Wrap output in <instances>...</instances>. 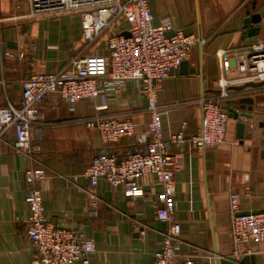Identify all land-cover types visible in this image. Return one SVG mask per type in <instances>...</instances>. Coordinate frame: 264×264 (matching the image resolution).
Masks as SVG:
<instances>
[{
    "label": "crops",
    "instance_id": "1",
    "mask_svg": "<svg viewBox=\"0 0 264 264\" xmlns=\"http://www.w3.org/2000/svg\"><path fill=\"white\" fill-rule=\"evenodd\" d=\"M253 0H150L152 26L169 24L176 30L201 40L192 51L188 68L194 74L181 75L179 69L161 84L157 101L164 107L162 137L176 134L182 124L185 142L172 146L169 154L177 163L175 174L174 221L180 226L179 260L195 264H219L234 257L230 233L228 195H239L241 213L264 210V83L241 92L229 89L228 110L251 114L246 120L244 138H236V123L228 119L224 143L203 152L192 149L188 139L200 124V110L193 102L217 93L221 66L216 54L250 43L264 41V17L254 25L257 35L243 37L242 21L246 11L264 14V0L256 8H246ZM114 26L85 48L77 15L39 14L29 17L26 0H0V109L7 102L21 103L24 84L38 73L60 71L76 55L105 53L108 37L123 31ZM11 44L1 53V46ZM20 53L25 54L19 59ZM9 54L10 56H5ZM249 97L253 111L233 104ZM103 112L129 118L135 128L133 137L115 145L103 144L95 129L81 120ZM146 102L136 83L124 82L116 91L103 90L96 100H82L69 110L56 95H50L40 109L43 124L40 152L33 160L12 149V130L0 140V264H31L35 249L26 235L28 207L23 172L32 167L45 169V179L36 184L41 192L46 215L55 225L77 230L90 238L94 252L89 264H152L160 249L166 226L156 218L157 198L161 188L153 176L138 181L143 194L129 199L122 189H112L104 180L96 187L98 215H88V181L82 177L99 153H113L118 158L136 145V137L146 131L149 115ZM241 120V119H240ZM250 251L251 254H245ZM236 264H264V242H248Z\"/></svg>",
    "mask_w": 264,
    "mask_h": 264
},
{
    "label": "built area",
    "instance_id": "2",
    "mask_svg": "<svg viewBox=\"0 0 264 264\" xmlns=\"http://www.w3.org/2000/svg\"><path fill=\"white\" fill-rule=\"evenodd\" d=\"M150 0H26L29 17L39 14L77 15L85 48L93 45L107 30L123 26L122 32L111 35L101 55H76L58 72L38 73L24 84L21 103L15 107L7 102L0 109V140L12 130V149L30 160L39 154V139L43 126L40 109L50 95L65 102L69 110L82 100H96L103 90L116 91L124 82L133 81L146 102L149 115L146 131L136 137V145L129 147L120 158L113 153H99L83 172L89 183L88 215L96 218L99 199L96 187L104 180L112 189H122L126 198L142 196L138 181L153 176L161 193L157 198L156 218L165 224L160 249L152 264H195L191 259L179 260L180 226L174 221L175 174L178 166L169 154L172 146L179 147L184 138L185 124L169 140L162 137L164 107L157 101L161 84L188 61L201 40L180 30L172 36L169 24L152 26ZM5 56H10L6 54ZM221 72L217 93L201 97L193 103L200 110L201 119L196 133L188 142L193 150L203 152L225 141L228 122L229 89L248 83H264V41H258L216 54ZM19 59L25 54L20 53ZM3 79L0 76V85ZM105 105L95 106L91 116L83 118L85 126L95 129L105 145H115L133 137L135 126L129 118H119L103 112ZM28 207L26 235L36 256L31 264H89L94 252L92 240L77 230L55 225L46 215L41 192L36 184L45 179V169L29 167L24 170ZM239 195H228L230 233L237 261L244 254L248 242H264V213L241 215ZM245 254L250 255L247 251Z\"/></svg>",
    "mask_w": 264,
    "mask_h": 264
},
{
    "label": "water",
    "instance_id": "3",
    "mask_svg": "<svg viewBox=\"0 0 264 264\" xmlns=\"http://www.w3.org/2000/svg\"><path fill=\"white\" fill-rule=\"evenodd\" d=\"M256 8V0H253V5H252V10L254 11ZM264 17L263 13H256V14H250L249 11H246L245 17L242 21V28L244 30L243 37H253L257 35L259 28H255L254 25H257L260 23L261 19ZM124 37H129L128 32H122L121 34ZM167 36H172L173 33L166 34ZM10 49L11 44L7 43L5 45L1 46V53L4 55L5 49ZM179 73L181 75H186V74H194V70L192 68H188V62L184 61L181 63L179 67ZM263 83H248L243 86H240L238 88H235V91L241 92L246 88H258L262 86ZM233 104L240 105L239 109L244 110L246 106H248L247 111L252 112L253 111V105H254V100L249 97H241L240 99H235L232 101ZM228 118L237 121L236 123V138L240 141L243 140L244 138V131H245V123L246 120H249L252 118L251 114H245L243 112H239L238 110H228ZM241 119V120H240ZM250 212H244L241 213V215H248ZM259 213H264V210L261 211H253L251 214H259ZM219 264H236V260L234 257H227L223 258L220 260Z\"/></svg>",
    "mask_w": 264,
    "mask_h": 264
},
{
    "label": "flooded vegetation",
    "instance_id": "4",
    "mask_svg": "<svg viewBox=\"0 0 264 264\" xmlns=\"http://www.w3.org/2000/svg\"><path fill=\"white\" fill-rule=\"evenodd\" d=\"M252 5H253V1L250 2V4L246 8L252 9Z\"/></svg>",
    "mask_w": 264,
    "mask_h": 264
}]
</instances>
